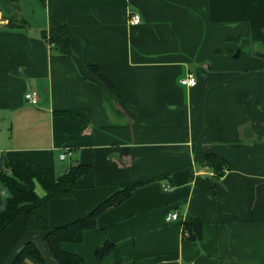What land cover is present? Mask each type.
<instances>
[{
	"label": "crops",
	"instance_id": "obj_1",
	"mask_svg": "<svg viewBox=\"0 0 264 264\" xmlns=\"http://www.w3.org/2000/svg\"><path fill=\"white\" fill-rule=\"evenodd\" d=\"M14 154L89 167L50 227L138 183L62 243L85 264H264V0H0V170ZM44 236L16 216L0 264L28 241L41 261L22 264H56Z\"/></svg>",
	"mask_w": 264,
	"mask_h": 264
},
{
	"label": "trees",
	"instance_id": "obj_2",
	"mask_svg": "<svg viewBox=\"0 0 264 264\" xmlns=\"http://www.w3.org/2000/svg\"><path fill=\"white\" fill-rule=\"evenodd\" d=\"M63 45V43H62ZM68 116L73 114L65 111ZM205 162L217 176L222 175L227 161L214 153L205 154ZM88 165L81 163L71 164L61 173H55L52 167L40 166L33 161L26 160L19 155H11L0 170V234L9 223L21 215L27 230L40 229L45 231L44 239L56 260V264H85L76 253L65 249L63 242H78L82 238L83 229L93 224V214L108 205L115 204L129 196L136 182L128 184L124 189L106 198L101 204L84 219L62 224L56 227L49 226L48 200L58 197H71L78 189L77 179L88 170ZM39 187L42 193L36 188ZM188 236L197 238L201 231L200 222L191 218L184 225ZM25 256L41 261V256L33 242H25L11 264H22Z\"/></svg>",
	"mask_w": 264,
	"mask_h": 264
},
{
	"label": "built area",
	"instance_id": "obj_3",
	"mask_svg": "<svg viewBox=\"0 0 264 264\" xmlns=\"http://www.w3.org/2000/svg\"><path fill=\"white\" fill-rule=\"evenodd\" d=\"M128 21L130 24H136L140 21V16L138 15V13L136 12H132L128 15ZM179 83L183 84V85H193L195 83V76L192 73H187L184 76H181V78L179 79ZM25 100L28 101L31 104H36L38 101V92L34 89H28L25 92ZM59 158H63L65 155L64 153H60ZM165 188H169V187H165ZM178 217V213H176L175 211L172 212H168V214L166 215V220L167 221H172L173 219H177ZM184 235L187 236L188 231L186 229H183Z\"/></svg>",
	"mask_w": 264,
	"mask_h": 264
}]
</instances>
